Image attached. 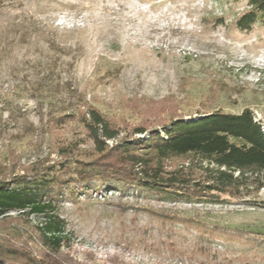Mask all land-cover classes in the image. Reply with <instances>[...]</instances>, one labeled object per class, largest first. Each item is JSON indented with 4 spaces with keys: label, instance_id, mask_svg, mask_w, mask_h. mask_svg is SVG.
Wrapping results in <instances>:
<instances>
[{
    "label": "rangeland",
    "instance_id": "rangeland-1",
    "mask_svg": "<svg viewBox=\"0 0 264 264\" xmlns=\"http://www.w3.org/2000/svg\"><path fill=\"white\" fill-rule=\"evenodd\" d=\"M245 10L246 0H0V174L50 166L68 143L92 153L76 122L55 121L86 108L110 120L118 138L217 110L248 109L264 128V34L235 28ZM263 203L254 186L212 204L135 191L64 200L56 214L66 247L53 259L264 264L263 246L250 244L262 241ZM39 222L11 213L0 237L22 244L24 228Z\"/></svg>",
    "mask_w": 264,
    "mask_h": 264
},
{
    "label": "trees",
    "instance_id": "trees-1",
    "mask_svg": "<svg viewBox=\"0 0 264 264\" xmlns=\"http://www.w3.org/2000/svg\"><path fill=\"white\" fill-rule=\"evenodd\" d=\"M234 26L242 33L257 27L264 34V0H246ZM55 121L76 122L93 152L78 155L68 143L50 166L0 174V220L11 213L40 219L32 229L24 228L22 244L0 237V264H64L53 259L66 247L65 222L56 214V205L64 200L135 191L157 201L212 204L223 196H239L248 186L264 189V128L248 109L173 117L159 126L134 129L132 134L141 136L136 139L118 138L117 127L92 108L79 119L66 115ZM182 158L187 167L164 165ZM193 169L200 171L198 176ZM250 244L264 248V234L260 243Z\"/></svg>",
    "mask_w": 264,
    "mask_h": 264
}]
</instances>
